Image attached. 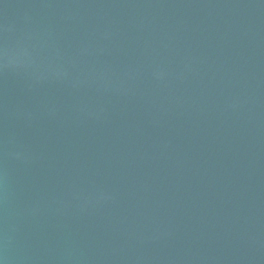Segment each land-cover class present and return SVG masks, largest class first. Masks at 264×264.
Returning <instances> with one entry per match:
<instances>
[{"label":"water","instance_id":"water-1","mask_svg":"<svg viewBox=\"0 0 264 264\" xmlns=\"http://www.w3.org/2000/svg\"><path fill=\"white\" fill-rule=\"evenodd\" d=\"M0 264H264V0H0Z\"/></svg>","mask_w":264,"mask_h":264}]
</instances>
